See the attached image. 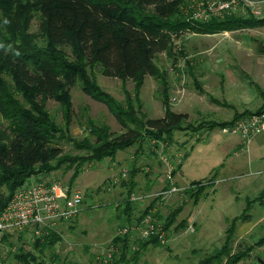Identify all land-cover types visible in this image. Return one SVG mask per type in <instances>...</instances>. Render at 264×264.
Masks as SVG:
<instances>
[{"label": "rangeland", "instance_id": "1", "mask_svg": "<svg viewBox=\"0 0 264 264\" xmlns=\"http://www.w3.org/2000/svg\"><path fill=\"white\" fill-rule=\"evenodd\" d=\"M223 1H233L232 7L220 9ZM30 14L26 36L32 45L45 49L39 12ZM248 15L264 17V0H184L171 20L216 17L234 22L250 19ZM7 26V16L0 9V33L11 37ZM230 26L235 29L186 32L174 40L169 52L155 56L157 76H145L140 87L131 80L103 76L97 64L85 67L89 81L124 108L131 104L137 119L161 118L165 109L187 114L171 136L144 135L112 158L95 161L90 152L97 146L91 125H105L114 134L122 128L104 104L83 91V80L78 79L68 91V111L58 100L43 103L59 130L52 143L62 154L35 166L36 173L42 170L37 174L79 190L82 205L73 220L54 230L58 236L54 245L41 251L33 248L40 237L29 229L0 233V264H17L15 256L22 250L37 255V264H96L121 247L113 245L112 239L124 235L119 234L123 227L128 236L127 264H198L212 258V264H226L240 255L234 264L264 261V158L260 159V149L252 147L264 133L247 141L238 132L222 131L239 120L264 114V26ZM58 49L73 60L70 47ZM0 77L12 85L1 68ZM13 97L24 103L20 95ZM214 122L226 125L213 128ZM0 124L7 125L1 113ZM220 163V169L210 175ZM193 179H214L201 190L196 204L194 196L200 187L191 186ZM145 210L148 213L143 215ZM243 214V219H235L226 255L214 257L223 250L226 229ZM146 216L159 242L134 253L138 242L149 240L148 225L141 223Z\"/></svg>", "mask_w": 264, "mask_h": 264}, {"label": "trees", "instance_id": "2", "mask_svg": "<svg viewBox=\"0 0 264 264\" xmlns=\"http://www.w3.org/2000/svg\"><path fill=\"white\" fill-rule=\"evenodd\" d=\"M183 4L184 0H0V9L7 16V27L13 33L11 37L0 33V68L8 73L12 82L9 85L0 77V113L7 121L5 127L0 124V211L16 188L27 178L42 172L36 173L35 166L62 154L52 143L59 130L44 110L43 103L48 99L58 100L68 111V91L78 79L83 80V91L104 104L122 128L121 133L114 134L105 125H91L90 134L97 146L90 152L95 161L112 158L117 151L130 147L144 135L150 134L156 139L165 134L171 136L187 120V114L169 109H165L161 118L137 119L131 104L124 108L93 85L85 76V67L97 64L103 76L131 80L140 87L145 76H157L155 56L169 52L172 42L186 32L218 33L235 29L230 26L233 23H237L236 28L264 26V17L252 18L251 15L247 17L250 19L234 22L216 17L206 21L171 20ZM31 10L39 12L38 29L45 39V49L32 45L26 36ZM62 46L71 48L72 61L58 49ZM14 94L20 95L24 103L16 100ZM225 125L214 122L211 127ZM77 174L76 168L74 177ZM213 180L192 182V187H200L196 190L194 204L199 201L201 190L211 186ZM2 188L5 193L1 192ZM147 213L145 210L143 215ZM243 218L244 214L233 219L231 227L226 229L223 250L214 257L226 255L235 219ZM56 235L52 230L42 234L34 241L33 248L41 251L45 246H53ZM127 239L125 234L115 236L112 244L121 247L116 246V252H109L96 264H127L129 259L124 251ZM158 242L157 237L151 235L148 241L138 242L134 253L144 249L146 244ZM242 257L237 256L230 263L227 259L226 264H234ZM15 259L17 264H37V255L29 251L22 250ZM213 260H201L198 264H212ZM259 263L264 264V261Z\"/></svg>", "mask_w": 264, "mask_h": 264}, {"label": "built area", "instance_id": "3", "mask_svg": "<svg viewBox=\"0 0 264 264\" xmlns=\"http://www.w3.org/2000/svg\"><path fill=\"white\" fill-rule=\"evenodd\" d=\"M232 4L233 1H223L220 9H230ZM222 131L238 132L249 141L251 136L264 133V114L244 121L239 120L232 126L224 127ZM81 205L82 194L79 190L52 177L31 176L13 191L5 207L0 211V233L29 229L36 237H40L73 220L79 214ZM147 217L149 216L144 217L141 223L148 225L145 227L147 236H154V224ZM125 231L127 228L123 227L119 234H125Z\"/></svg>", "mask_w": 264, "mask_h": 264}, {"label": "crops", "instance_id": "4", "mask_svg": "<svg viewBox=\"0 0 264 264\" xmlns=\"http://www.w3.org/2000/svg\"><path fill=\"white\" fill-rule=\"evenodd\" d=\"M257 139H258V137L255 138L254 141L252 142L253 143L252 144V147H254V150L260 149V159H262V158H264V153H262V150H264V136L260 137V140H258V141H257ZM236 141H237V143H241L238 139ZM237 143H235V146L233 147V149L235 147H237ZM222 164L223 163H220V164H218L217 167H214L213 169H211V171H210L211 174L210 175H212V174H214V172L218 171V168L220 169V167L222 166ZM194 180H196V179H193L191 181H194ZM213 183H214V180H213Z\"/></svg>", "mask_w": 264, "mask_h": 264}]
</instances>
